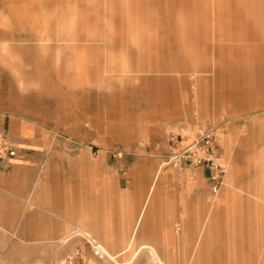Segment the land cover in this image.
Wrapping results in <instances>:
<instances>
[{
  "label": "rangeland",
  "instance_id": "rangeland-1",
  "mask_svg": "<svg viewBox=\"0 0 264 264\" xmlns=\"http://www.w3.org/2000/svg\"><path fill=\"white\" fill-rule=\"evenodd\" d=\"M214 7L264 8V0H59L58 10L43 12L42 21H37L40 13L37 18L26 13L27 25L42 28L0 27V69L27 70L23 100L30 114L43 115L65 155L59 185L50 188L86 191L94 202L96 168L105 161L108 201L124 191L137 195L141 188L145 196L157 169L169 171L170 195L184 201L197 196L202 184L207 208L198 216L197 203L189 205L180 214L189 218L186 227L174 219L171 242L153 237L160 249L165 244L159 252L166 260L190 264L195 253L197 264H264V27H253L252 13L214 12ZM231 20L250 25H229ZM15 30L22 33L20 41L4 32ZM244 31L242 49L234 55L221 51L226 60L214 72L216 48ZM200 124L212 126L217 138L219 132L225 135L216 141L226 170L216 196L197 166L166 163ZM171 133L182 140L170 145ZM88 160L92 168L85 171ZM242 195L250 201L228 203L219 220L214 225L207 220L202 230L218 198ZM88 209L90 221L96 212ZM23 224L0 220L5 232L0 233V264L54 263L76 245H85L81 264L100 261L81 236L66 248L55 236L22 233ZM135 250L134 245L120 254L119 263L153 264L148 253Z\"/></svg>",
  "mask_w": 264,
  "mask_h": 264
},
{
  "label": "crops",
  "instance_id": "crops-1",
  "mask_svg": "<svg viewBox=\"0 0 264 264\" xmlns=\"http://www.w3.org/2000/svg\"><path fill=\"white\" fill-rule=\"evenodd\" d=\"M58 3L59 0H0V27L5 29H20L28 26L42 28L40 23L27 25L26 13L35 12L33 16L37 18L38 12L40 15L37 21H42V13L57 11ZM214 12L252 13L250 18L254 17L251 21L254 25H251L255 28L264 27V14L256 15L264 13V8L233 7L225 9L214 7ZM232 22L235 26L240 27L247 28L250 25V22L246 20L238 22L231 20L229 25ZM4 32L9 34L12 38L10 40L13 41H20L22 37L20 30ZM247 34L245 31L242 34L239 33L240 36H237L233 43H229V40L226 45L216 48L214 51V72L222 68L226 60L225 58L221 59L219 53L227 50L233 55L236 54L239 49H242L241 41L247 37ZM231 61L234 62V60ZM26 75L27 70L21 67L0 69V133L7 136L16 147V155L13 158L0 162V220L24 222L22 233L55 236L57 237L56 242L66 248L73 247L77 242V237L81 236V232L87 233L101 245L105 254L103 260L98 261V264H120L117 257L134 245L136 254L148 253L153 264H171L169 260H166L168 256L161 255L159 251H164L167 241L171 242L174 239L171 232L174 219L181 218L184 226H187L189 218L185 219L180 214L182 215L185 210L190 209L189 205L197 203L198 216H201L207 208L201 190L204 188L202 184L198 187L200 190L197 196H190L179 202L167 190L169 171L161 172L159 168L145 196H143L144 190L141 188L138 191L139 194L135 192L137 195L124 191L122 196L111 197L108 201L105 187L107 164L105 161H99L98 168H96L98 170L99 197L94 202L88 200L89 193L86 191H60L57 188H50L59 185L63 169L61 164L65 161V155L60 152L53 132L44 126L46 121L43 115L29 113L23 100L24 96L21 94ZM171 83L174 84L173 79ZM215 139L220 143L225 139V135L219 132L218 138L215 135ZM73 162L70 160L71 164ZM71 167L74 168V165ZM83 168L86 169L85 171L92 168L89 160L83 164ZM197 172L201 179L208 181L205 167H197ZM117 183L120 185L119 179ZM223 185L224 179L219 192ZM70 196L75 201L71 202ZM249 201V198L243 195L231 200H225L223 197L218 198L215 207L213 205L208 210L202 230H205L207 220H211V225L219 220L222 209L226 208L228 203L244 204ZM160 203L165 205L162 209L158 207ZM18 204L25 206L18 207L16 206ZM7 205L14 206L7 207ZM122 205L124 207L123 215L121 213ZM88 207L96 212L95 217L90 221L85 219L88 217ZM157 212L160 213L158 214L159 218H156ZM0 233L5 232L0 230ZM162 235L165 244L160 249L156 236ZM199 235H203V232L200 231ZM78 246L76 245L74 249ZM84 247L85 245L80 248L84 249ZM198 258V254L195 256L194 253L190 264H197ZM135 262L134 264H140L139 261ZM125 264H133V262L129 261Z\"/></svg>",
  "mask_w": 264,
  "mask_h": 264
},
{
  "label": "built area",
  "instance_id": "built-area-1",
  "mask_svg": "<svg viewBox=\"0 0 264 264\" xmlns=\"http://www.w3.org/2000/svg\"><path fill=\"white\" fill-rule=\"evenodd\" d=\"M170 145H175L182 140V135L171 133L168 138ZM221 146L215 141L214 129L210 125H199L192 139L181 149L173 150L168 156L167 164L173 166L192 165L203 166L207 169V179L210 181V194L216 195L223 183L225 166L220 162ZM16 147L12 141L0 133V162L13 158ZM121 153H119V156ZM91 254L98 260H103L105 254L101 245L90 237L82 236ZM81 249L74 251L58 262L44 264H81Z\"/></svg>",
  "mask_w": 264,
  "mask_h": 264
},
{
  "label": "bare ground",
  "instance_id": "bare-ground-1",
  "mask_svg": "<svg viewBox=\"0 0 264 264\" xmlns=\"http://www.w3.org/2000/svg\"><path fill=\"white\" fill-rule=\"evenodd\" d=\"M80 235H81V236L90 237V239L93 240V238H92L89 234H87V233H82V232H81Z\"/></svg>",
  "mask_w": 264,
  "mask_h": 264
}]
</instances>
